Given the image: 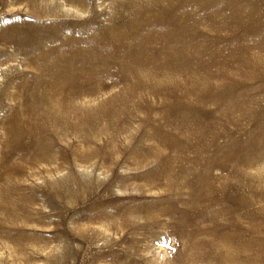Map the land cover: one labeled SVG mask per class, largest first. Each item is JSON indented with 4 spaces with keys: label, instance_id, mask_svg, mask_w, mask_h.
Returning <instances> with one entry per match:
<instances>
[{
    "label": "rangeland",
    "instance_id": "374dc122",
    "mask_svg": "<svg viewBox=\"0 0 264 264\" xmlns=\"http://www.w3.org/2000/svg\"><path fill=\"white\" fill-rule=\"evenodd\" d=\"M175 1L177 0H137L136 5L132 6L135 0H0V96L3 100L0 105V187L6 178L9 183H21L25 180L22 188L28 190L29 197L36 199L35 203L24 207V210L33 207L32 214L27 215L23 211L20 212L23 216L17 221H0V264H12L5 262L7 257L30 255L28 248H20V230L34 235L29 246L36 248V262L24 264H131L130 259L136 264H166L167 261L168 264H173L175 259L183 256L187 246L188 241L184 236L190 239L194 236L202 237L203 230L221 228V224L217 222L232 220L245 226L260 224V228L255 230L245 228L249 234H244L241 239L240 235L236 242L244 241L252 249L248 255H244L245 260L250 258L252 264H264V202L263 205L257 204L262 203L259 198L264 194V149L258 158L256 154L244 156L238 151L231 153L229 149L238 150V145L227 138L231 128L232 135L238 138L244 129L251 127L241 120L251 112L250 103L254 97L264 99V92H240L234 82L223 85L224 79L230 75L236 76L242 84H257L252 76L238 75L244 66L242 61L229 57L220 62L218 67L229 65L230 68L224 69L225 73L214 80L212 87L216 88L210 92V97L208 90H201L190 100L174 97L165 100L166 91L162 94L164 99L159 100L165 112L173 110L178 103L187 110H195L199 122L188 129V135L184 134L187 129H176L178 121L183 117L184 111L180 109L176 114L172 113V117H168L164 124L169 133L163 132L153 137L150 144L154 145L155 150L157 147L175 149L183 143L192 149L204 150L205 152L195 151L191 156L196 160L210 161L212 169L188 171V174L178 172V167L167 173L136 171L130 164L133 162L130 153H125L123 149L117 154L123 161L115 170L106 166L92 168L84 164L73 165L69 160L76 156L70 154L72 151L65 155L63 150L78 141L75 132L60 136L62 146L52 150L50 140L40 136L44 144L38 149L37 157L24 154L25 148H33V151L35 148L29 135L18 142H11L10 146L9 143L6 144V139L10 136L7 132L8 119L15 106L12 94L16 91L14 88L17 82L25 107V99L33 98V86L36 75H39L35 71V60L40 65L47 61L48 70L40 76L44 84L36 92V99L42 97L50 85L52 67L60 65L62 59L64 63L71 61L64 58L63 51L76 46L75 41L84 28L88 29L86 35H89L99 26L106 27L111 33L120 35L118 45L124 47L131 44L128 36L133 34L139 40L140 34H145L148 29L154 32V36L170 29H174L170 32L178 33L180 38L181 32L184 33L181 28L172 26L159 29L152 27L149 20L136 22L140 27L144 25L140 34L137 29L130 30L125 16L136 9L154 7L156 14H163L169 20L186 19L191 12L199 21L208 25L205 31L215 35L220 44L205 47L204 39L192 36L193 43L181 38V44L172 41L168 45H158L168 46L172 50L185 49L186 55L182 56L185 63L193 64L195 57H200V61L194 62L195 64L210 61L220 50L225 54H230L234 48L244 53L249 48H253L255 52L264 51V26L254 35L250 24L253 17H247L245 27L237 28L235 33L226 37L222 34L224 28H232L237 23L232 15L237 13L236 10L244 4V0H179L176 10L171 11L168 3ZM261 16L264 17V10ZM211 20L216 21L214 27L209 25ZM196 21L197 19L191 23ZM6 31L15 32L13 42L20 40L25 46L19 48L17 44L7 43L9 38ZM194 31L191 29L190 32ZM238 38H245L249 43L240 46L236 41ZM256 43H260L261 47H257ZM136 49L145 51L146 47ZM124 55L126 56L125 52ZM202 55H207V58L202 59ZM99 59L96 56L93 61L97 70L107 69L100 64ZM124 61L133 64L129 57ZM158 61L171 62L166 54L160 55ZM256 64L262 70L257 62ZM154 65L155 62L151 61L150 66ZM168 71L176 72L177 68L171 64V71ZM204 71V68L199 67L198 79L208 80L207 74H215L217 67ZM111 72L118 75L115 68ZM113 76L104 75L101 82L109 83L115 80ZM86 79L87 77L82 76L78 81ZM168 80L171 93L179 94L172 84L171 76ZM107 91L108 89L102 92ZM150 99L156 101L155 95ZM239 103L244 106L240 108ZM139 113L144 115L141 111ZM228 114H232L231 119L235 123L229 121L231 119H228ZM138 124L135 123L136 128ZM27 128L25 125L21 130L25 131ZM257 128L258 131H263L264 125H258ZM241 138L243 141L247 139L246 135ZM107 139L106 136L92 141L104 143ZM170 139L173 141H169ZM119 140L123 148L126 135L122 134ZM219 144L221 150L217 148ZM134 145L135 141L133 151L140 153V148ZM9 148L14 153L12 160L19 162V168H13L12 163L7 161L5 155H9ZM247 152H251V149H247ZM179 158L177 154H168L162 158V162L174 160L181 166ZM4 162L8 164L7 169L4 168ZM31 162L36 164L34 168L30 167L33 166ZM51 163L53 166L64 163V167L54 169ZM152 166L153 169L156 168L155 164ZM65 176L68 180L63 184ZM64 187L71 191H63ZM2 200L0 194V215L3 218L6 210L2 206ZM210 220L216 224L210 223ZM21 222L27 223L28 227L21 228ZM60 252L63 255L60 254L57 258ZM217 254L212 252L205 258L200 257L197 264H202L201 260ZM241 257L240 252L227 264H243ZM212 259L213 257L205 261ZM224 262L226 264L225 258ZM219 264H222L221 261Z\"/></svg>",
    "mask_w": 264,
    "mask_h": 264
},
{
    "label": "bare ground",
    "instance_id": "6f19581e",
    "mask_svg": "<svg viewBox=\"0 0 264 264\" xmlns=\"http://www.w3.org/2000/svg\"><path fill=\"white\" fill-rule=\"evenodd\" d=\"M136 1L132 6L136 5ZM178 2L179 0L168 3L171 11L176 10ZM243 3L241 7L238 6L237 13H233L232 15V18L236 19L237 23L233 24L232 28L229 27L222 30V34L225 37L235 33L237 28L245 27L247 17H253L250 19V24L252 25L254 35L260 31L261 26H264V17L261 16V12L264 10V0H244ZM190 6L192 5L190 4ZM186 8L187 5H185ZM190 11H192L191 8ZM155 12L156 9L154 7H149L146 10L136 9L130 12L125 16L128 28L130 30L137 29L139 30L137 31L138 34H140L144 25L140 27L136 22L149 20L151 26L158 29L168 26L181 28V31H184V33L181 32V38L188 43H193V36L198 39L200 37L204 39L205 47L220 44L215 35H210L205 31L208 25L203 21H199L191 12L186 19L171 20L168 17L165 18L163 14H156ZM153 16L154 18L152 19ZM195 19L197 21L191 23ZM209 25L214 27L216 21L211 20ZM191 29L195 31L190 32ZM87 30V28H84L80 32L81 36L75 41L76 46L63 51L65 52L64 58L71 61L64 63L62 59L60 65L52 67L51 78L49 80L50 85L42 97L36 99V92L44 84L40 76L45 70H48L47 61H44L40 65L35 60V71L39 75H36V83L33 86V98L32 100L25 99L27 100L25 107L22 93L18 89L20 85H17L19 84L17 82L16 88H14L16 91L12 94L15 106L13 107L12 114H10V119H8L9 127L7 128V132L10 133V136L6 139V144L9 143L10 146L11 142H18L24 136L29 135L31 136L32 144H35V148L34 151L33 148H25L24 154H31L37 157L39 156L38 149L44 144L40 136L50 140L52 150L54 147L58 148L62 146L63 141H61L60 136H66L75 132L78 141L73 142L70 147H65L63 150L65 155H68L72 151L70 154L76 156V158H70V164H84L92 168L106 166L108 169L115 170L123 161V159L117 156L120 150L123 149L125 153H130L133 159V162H130V164L136 171H164V173H167V171H175L176 167H178V172L188 174V171L194 172L200 169H212L210 161L196 160L191 156L195 151L205 152L204 150L192 149L185 143L175 149L157 147L155 150L154 145L150 144V140L163 132L169 133L164 128V124L167 123L168 117H172V113L176 114V111L180 109L184 111L182 113L183 117L178 121V126L175 128L179 130L187 129L184 132L185 135L189 134L188 129L198 124L199 118L195 110H187L184 105L179 103L175 105L173 110L165 112L159 103V100L164 99L162 94L167 91L165 100L173 97L179 100H190L193 96L197 95L198 91L208 90L207 94L210 97V92L216 88L212 87L214 80L219 79L221 73H225L224 69L230 68L229 65L220 67L218 65L229 57L244 63L243 68L238 73L239 76H252V79L256 80L257 84H242L236 76L230 75L224 79L223 85L234 82L238 85L237 89L240 92L251 90L264 92V51L255 52L253 48H249L244 53L234 48L230 54H225L223 50H220L210 58V61L195 64L194 62L200 61V57H195L192 64L191 62L185 63L182 61V56L186 55L185 49L177 48L176 50H172L168 46H158L160 43L168 45L172 41H178L181 44L182 41L178 33L170 32L174 29L159 33L158 36H154V32L148 29L145 34H140L141 38L139 40H136L134 35L131 34L132 36H128L127 38L131 41L128 47L119 46L120 35L116 32L111 33L106 27L99 26L89 35H86ZM5 34L9 38L6 41L7 43L12 42L13 44H17L19 48L25 46L20 40L13 42L14 40L12 39L15 37V32L6 31ZM262 37H264V34H262ZM236 41L240 46H245L249 43V40L245 38H238ZM153 44L156 46L153 47ZM256 45L257 47H261L260 43H256ZM136 47H146V50H137ZM32 54L34 55V51H32ZM162 54H166L171 62L158 61ZM96 56L100 57V64L107 67V69L97 70L96 63H93ZM126 57H129L133 64L124 61ZM201 58L206 59L207 55H202ZM151 61L155 62L154 67L150 66ZM256 62L262 67V70ZM171 64L177 68L176 72L170 73L168 71H171ZM199 67L204 68V72L211 67H217V71L215 74H207L208 80H201L197 78ZM114 68L118 75H114L115 73L111 72ZM104 75H114L115 80L103 83L101 82V78ZM82 76L87 77V79L78 81L79 77ZM170 76L172 77V84L179 94L175 92L171 93L172 90L168 86V78ZM86 83L88 84L86 89H84ZM106 89L108 91L103 93L102 91ZM152 95H155L156 101L150 99ZM2 103L3 100L0 96V105ZM250 105L251 112L241 120V122L251 125L249 129H244L242 132V135H246L247 137L246 141L242 140V135L238 138H236V135L233 136L232 128L229 130L227 138L228 141H234L238 145V150L235 148L229 149L231 153L238 151L244 156L256 154V158H258L260 156L259 153L264 149V130L258 131L257 128L258 125H264V99L256 96ZM243 106V103H239L240 108ZM139 111L143 112L144 115H141ZM231 118L232 114H228V119ZM229 121L236 122L234 119ZM135 123H139L137 128ZM25 125L28 127L27 130L22 131L21 127ZM114 132H118V134ZM122 134L126 135L125 146L123 148L119 140ZM106 136L108 139L104 143L92 141L94 138L103 139ZM134 141L136 147L140 148V153L133 151ZM169 141H173V139ZM217 148L221 150V144L217 145ZM247 149H251V152H247ZM13 154L9 148V155H5L7 161L9 160L12 163L13 168H19V162L12 160ZM168 154H177L180 157L178 162L181 166H178L174 160L162 162V158ZM230 161L233 162V160ZM31 163L33 166L30 167L34 168L36 164ZM152 164L156 165L154 166L156 167L155 169H153ZM50 165L54 169H62L64 167V163L55 164L54 166L51 163ZM4 168H8V164L5 162ZM67 180L68 178L65 176L62 179V183L65 184ZM24 181L21 183H9L6 178L5 182L1 185L2 206L6 210V215L3 218L0 215V221L3 223L12 220V222L17 221L18 218L23 216L20 213L23 211L27 215L32 214L33 207H30V205L35 203L36 199L29 197L27 195L28 190L22 188ZM146 184L149 186V182ZM63 191H71V189L64 187ZM259 201L262 203L257 204L263 205L264 194L259 198ZM27 204H30V208L24 210ZM213 222L210 220V223ZM21 223V228L28 227L27 223ZM217 223H220L222 227H213V231L203 230L201 233L202 237L194 236L193 239H190L188 236H184V239L188 241L187 246L185 247L183 256L175 259L173 264H197L200 257L205 258L206 255L212 252H217L218 254L212 256L213 259L209 262L206 261L212 257L201 260L202 264H219V261L225 264L224 258L226 259V264L228 262L231 263L233 257L240 252L242 253V257L240 258L242 263L252 264L250 258L244 259V255H248L252 249L244 241L237 243L236 239L240 235L241 239L244 234H249V231L245 230V228L255 230L260 228V224L252 223L245 226L237 220ZM262 229L264 230V228ZM33 236L25 234L20 230V248H28L30 255L25 256L21 254L15 257H7L5 262L12 264L36 262V248L29 246ZM60 254L63 255L60 252L57 258L60 257ZM130 262L131 264H136L132 259H130ZM166 264H168V261Z\"/></svg>",
    "mask_w": 264,
    "mask_h": 264
}]
</instances>
